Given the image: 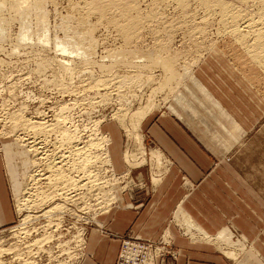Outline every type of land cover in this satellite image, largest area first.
Returning a JSON list of instances; mask_svg holds the SVG:
<instances>
[{
  "label": "rangeland",
  "instance_id": "rangeland-1",
  "mask_svg": "<svg viewBox=\"0 0 264 264\" xmlns=\"http://www.w3.org/2000/svg\"><path fill=\"white\" fill-rule=\"evenodd\" d=\"M263 15L264 0H0V187L9 209L8 218L0 212V264H81L90 257L86 237L91 228L106 233L100 219L118 206L119 195L150 191L166 169L148 131L165 124L164 118L186 127L194 141L221 143L222 150L209 151L212 168L230 164L241 178L237 186L249 185L258 195L259 209ZM43 33L69 42V49L38 42ZM148 107L135 126V112ZM44 121L54 125L40 124L41 132L32 126ZM66 128L77 136L73 147L83 146L79 157L90 176L79 184L93 179V187L71 190L50 178L48 163L73 150L64 143ZM152 150L159 156L152 157ZM62 163L56 165L74 173L70 162ZM73 173L85 177L81 170ZM38 192L45 195L36 199ZM25 199L32 202L24 205ZM254 218L260 221L261 214ZM183 222L176 225L181 235L215 243L229 258L245 248L230 222L222 229L226 242L215 240L220 231L207 238L194 221ZM111 236L119 241L114 264L124 239L155 241L131 232ZM162 236L169 238L170 253L155 264L179 253L168 229L156 240Z\"/></svg>",
  "mask_w": 264,
  "mask_h": 264
},
{
  "label": "crops",
  "instance_id": "crops-1",
  "mask_svg": "<svg viewBox=\"0 0 264 264\" xmlns=\"http://www.w3.org/2000/svg\"><path fill=\"white\" fill-rule=\"evenodd\" d=\"M162 123L150 126L148 131L151 143L164 157L166 169L150 191H137L132 198L119 195L118 206L100 219L106 233L97 228L88 233L85 248L91 256L81 264H114L119 241L111 234L131 232L156 240L165 229L179 253L176 259L166 258L162 264H264V201L254 209L258 195L249 185L245 190L237 186L235 181L241 178L230 164L212 168L215 157L209 151L222 150L221 143L194 141L188 129L174 120L164 118ZM1 189L0 212L8 218L7 198ZM254 213L261 214L260 221L254 220ZM183 215L211 235L230 222L234 239L246 249L237 250L232 259L215 243L181 235L176 225L181 224Z\"/></svg>",
  "mask_w": 264,
  "mask_h": 264
},
{
  "label": "bare ground",
  "instance_id": "bare-ground-1",
  "mask_svg": "<svg viewBox=\"0 0 264 264\" xmlns=\"http://www.w3.org/2000/svg\"><path fill=\"white\" fill-rule=\"evenodd\" d=\"M221 2H224V1H221ZM25 3V2H24ZM223 4H225V3H223ZM223 4H222V7H225V6H223ZM226 6H227V4H226ZM229 7V6H228ZM228 7H227V10H228ZM94 8V7H93ZM233 8V7H232ZM237 8V7H236ZM230 9V8H229ZM231 11H233L232 9H230V12ZM226 12V11H225ZM237 13V12H236ZM262 14V13H261ZM260 14V15H261ZM235 15V14H234ZM238 15H239V13H238ZM264 16V15H263ZM264 18V17H263ZM251 19V18H250ZM259 19V18H258ZM261 19V18H260ZM252 20V19H251ZM257 21V20H256ZM247 23H246V26H252L251 24V22L249 21V20H247L246 21ZM254 22V21H253ZM260 22V21H259ZM236 26V25H235ZM260 26H261V24H260ZM254 28V27H253ZM253 28H251V29H253ZM257 29H258V27H257ZM235 30V32L237 31V28H235L234 29ZM256 30V29H255ZM262 30V29H261ZM27 30H25L24 32H26ZM24 32H22V34L24 33ZM254 32V31H253ZM256 32V31H255ZM129 33V32H128ZM259 33V32H258ZM257 33V35H259ZM246 34V33H245ZM241 35V34H240ZM261 35H262V33H261ZM20 36H21V34H20ZM30 35H22V39H23V41L24 40H26L27 38H31V37H29ZM256 36V35H255ZM241 38H242V36H240ZM239 37V38H240ZM262 37V36H261ZM264 37V36H263ZM257 38V37H256ZM259 38V37H258ZM238 39V38H237ZM255 39V38H254ZM262 39V38H261ZM261 39H260V41H261ZM28 40V39H27ZM31 40H32V38H31ZM36 40L39 42V41H41L43 44H49L50 42H51V44L53 45V48H55V50H56V48L58 49V50H60V51H62V52H64V51H67L68 49H69V47H68V49H67V45L69 44V42H67L66 43V41L64 42V41H62V40H59V39H55V40H50L49 39V36H47V34H45V33H43V34H41V36H37V38H36ZM239 40V39H238ZM21 41V40H20ZM258 41V40H257ZM251 42V41H250ZM255 43V42H254ZM262 43V45H263V41L261 42ZM261 43H260V47H261ZM254 45H257V44H254ZM264 46V45H263ZM255 47V46H254ZM247 48V47H246ZM253 48V47H252ZM262 48V47H261ZM264 48V47H263ZM255 49V48H254ZM252 50V49H251ZM256 50V49H255ZM260 50V49H259ZM263 50V49H262ZM262 50H260V51H262ZM57 51V50H56ZM243 51V50H242ZM245 51V50H244ZM247 51H249V50H247ZM246 51V52H247ZM254 51V50H253ZM61 52V53H62ZM252 52V51H251ZM250 52V53H251ZM259 52V51H258ZM254 53V52H253ZM253 53H251V54H253ZM249 54V53H248ZM247 54V55H248ZM263 55V54H262ZM251 56V55H250ZM256 56V55H255ZM261 56V55H260ZM250 58V57H249ZM252 58V57H251ZM255 58V57H254ZM261 58V57H260ZM264 58V57H263ZM257 60L259 59V56H258V58H256ZM262 59V58H261ZM255 61V60H254ZM263 61V60H262ZM264 62V61H263ZM254 63V62H253ZM172 68V67H171ZM167 69V68H166ZM168 71H170V68H169V70ZM167 71V72H168ZM171 72V71H170ZM172 73V72H171ZM170 73V74H171ZM172 76V75H171ZM101 86V85H100ZM150 109H149V107L148 108H146L145 110H139V111H137V112H135V122L136 123H133V124H135V126H136V124L139 122V120L141 119V118H143L147 113H148V111H149ZM117 112H115V114H116ZM117 116V115H116ZM117 118H119V117H117ZM122 120V118H119V119H116V120ZM21 120H23V119H21ZM120 120V121H121ZM134 120V119H133ZM39 123V125L41 124V125H45L47 122H38ZM38 123H36L37 124V126L36 125H32V126H34V128H38V129H40V132H41V130L42 129H44V127L43 126H39L38 125ZM56 124V123H55ZM53 126L54 124H46L45 125V128H47L48 126ZM57 125V124H56ZM55 125V126H56ZM42 128V129H41ZM34 130V129H33ZM45 130V129H44ZM63 137L65 138V142H64V140H63V138L61 137L60 139H61V141L62 142H64V143H66L65 145H67V146H70L71 147V145H72V147H73V144H71L72 142H74V141H76V138H77V136L75 135V133L73 132V131H71V130H69L68 128H66V129H64L63 130ZM40 134V133H39ZM104 136V135H103ZM102 136V137H103ZM101 137V138H102ZM132 137L134 138V139H136V140H140V136H139V134L137 133V132H133L132 133ZM100 139V138H99ZM109 140H110V138H109ZM60 141V142H61ZM29 143V142H28ZM47 143V142H46ZM68 143H70L69 145H68ZM75 143V142H74ZM32 144V143H31ZM63 144V143H62ZM53 145V144H52ZM38 146V145H37ZM59 147H61V146H59ZM69 147V148H70ZM57 148H58V146H57ZM57 148H56V151H57ZM68 148V147H67ZM33 149V148H32ZM59 149V148H58ZM66 149V148H65ZM82 149H83V146H78L77 144H74V147H73V150H71L70 149V151H68L69 153H67V155L65 154H60V158H61V160L60 161H56V163L58 162V163H62L64 160L65 161H67V162H70L69 164V166H70V170H72V168H73V171H74V173H75V170H76V172H78L79 170H81L82 172H83V175L85 176V177H82V176H78V175H76V173H75V175L77 176V178H74V176L71 174V173H73V172H68L66 169H64L65 167L64 166H66V165H63V167H61V166H57L56 165V163L52 160L51 162H49L48 164L49 165H51V164H53V165H51V166H48L49 167V169H50V167L52 168V177H51V175H50V178H52V180L53 181H55V182H57V183H60V184H64L63 186H72V187H70L71 188V190H72V188H77V190H79V189H82V188H88V187H90V186H92V184L90 185H88V183H91L92 182V180H89V182H87V183H81V184H79L80 183V181H81V179H85V180H88V178L90 177V176H88V174H87V172L86 171H83L85 168L82 166V165H84L83 163H82V160L80 159V155H82ZM35 150H37V148L35 149ZM53 151V150H52ZM60 151V150H59ZM65 151V150H64ZM38 152H39V150H38ZM151 152V155H152V157H154V158H156L157 156H159V151H150ZM55 154H57V152L55 153ZM106 154H108V153H106ZM154 154V155H153ZM53 155V154H52ZM71 155V156H70ZM56 156V155H55ZM70 156V157H69ZM78 156V157H77ZM109 156V155H108ZM125 157H126V160H128L129 162H130V160L128 159V157L126 156V154L124 155ZM59 157V156H58ZM70 158V161H68V160H66L67 158ZM82 157V156H81ZM110 157V156H109ZM59 158V159H60ZM53 159V158H52ZM108 160V159H107ZM109 160H110V158H109ZM157 160V159H156ZM55 163V164H54ZM43 164V163H42ZM63 164V163H62ZM65 164H67L68 165V163H66L65 162ZM131 164V163H130ZM59 165V164H58ZM61 165V164H60ZM66 168H67V166H66ZM69 168V167H68ZM75 169V170H74ZM65 170V171H64ZM51 171V170H50ZM35 172V171H34ZM73 173V174H74ZM38 174H39V176H40V172H38ZM46 174V173H45ZM37 176V174H35L34 173V176ZM91 175V174H90ZM49 177V176H48ZM93 177V176H92ZM44 178H46L47 179V181H48V178L47 177H44ZM158 180V179H157ZM156 180V181H157ZM51 181V180H50ZM94 182V181H93ZM94 184V183H93ZM93 187V186H92ZM60 188V187H59ZM67 188V187H66ZM69 188V187H68ZM69 188V189H70ZM63 191H65V190H63ZM69 191V190H68ZM60 193V192H59ZM45 195V193L44 192H38L36 195H35V197H36V199H38V198H41L42 196H44ZM59 195V194H58ZM61 196H62V194H61ZM27 202L26 203H24V205H27V203L28 202H32V200H30V199H25ZM65 200V199H64ZM35 201V200H34ZM108 203V202H107ZM106 203V204H107ZM109 204V203H108ZM63 205V204H62ZM62 205H60L59 207L60 208H62V209H64V205L62 206ZM26 209H27V207H26ZM52 208H50V210H51ZM50 210H47V211H45V212H48L49 213V211ZM48 213H46V214H48ZM35 215V214H34ZM27 219V218H26ZM182 221H186L187 222V225H191L190 223H192L193 222V220L189 217V216H187V215H183V220ZM189 221H192V222H189ZM183 222V223H184ZM184 225H186V224H184ZM187 225H186V227H187ZM192 226V225H191ZM190 226V227H191ZM194 226V225H193ZM189 227V228H190ZM197 227V226H196ZM196 229V228H195ZM23 230V229H22ZM25 230V229H24ZM23 230V234H24V232L25 231H27V230H25L24 231ZM199 231H200V234L202 235V236H204V237H207V238H209V233L207 232V231H205V230H200V229H198ZM225 231V230H224ZM224 231L222 230V231H220L217 235H216V237H215V240H217V241H219V242H224L225 240H227V238H229L228 236H227V234H225V233H227L226 231H225V233H224ZM20 233H21V231H20ZM27 233H28V231H27ZM229 235V234H228ZM165 238H167V237H165ZM226 242V241H225ZM230 257H233L234 255H235V253L234 252H229V254H228ZM234 259V258H233Z\"/></svg>",
  "mask_w": 264,
  "mask_h": 264
},
{
  "label": "built area",
  "instance_id": "built-area-1",
  "mask_svg": "<svg viewBox=\"0 0 264 264\" xmlns=\"http://www.w3.org/2000/svg\"><path fill=\"white\" fill-rule=\"evenodd\" d=\"M169 242V238L163 236L155 241L128 237L122 241L117 264H155L157 257L163 258L170 253L166 248Z\"/></svg>",
  "mask_w": 264,
  "mask_h": 264
}]
</instances>
